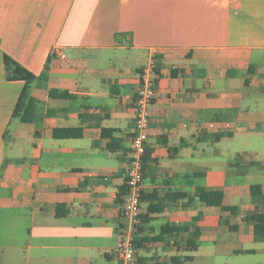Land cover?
<instances>
[{
	"label": "crops",
	"instance_id": "0c3cea01",
	"mask_svg": "<svg viewBox=\"0 0 264 264\" xmlns=\"http://www.w3.org/2000/svg\"><path fill=\"white\" fill-rule=\"evenodd\" d=\"M4 55L45 72L30 122L13 115L24 82ZM150 57L135 264H264V236L244 219L264 212V0H0V264H119L118 194ZM65 127L82 134L51 135Z\"/></svg>",
	"mask_w": 264,
	"mask_h": 264
},
{
	"label": "built area",
	"instance_id": "2783aa9c",
	"mask_svg": "<svg viewBox=\"0 0 264 264\" xmlns=\"http://www.w3.org/2000/svg\"><path fill=\"white\" fill-rule=\"evenodd\" d=\"M156 63L153 57L138 72L139 87L134 100V132L126 171V191L122 213L128 227L119 233L115 253L119 264H135L132 228L139 221L140 199L144 174L143 157L146 153L150 124V106L156 94Z\"/></svg>",
	"mask_w": 264,
	"mask_h": 264
},
{
	"label": "trees",
	"instance_id": "16d2710c",
	"mask_svg": "<svg viewBox=\"0 0 264 264\" xmlns=\"http://www.w3.org/2000/svg\"><path fill=\"white\" fill-rule=\"evenodd\" d=\"M4 65L7 71V78L10 80H22L24 86L14 108L13 115L18 116L22 122H30L34 116V99L29 94V87L35 80L46 79L45 72L36 76L33 73L26 70L24 67L19 65L16 61L7 55L3 56ZM51 96L67 97V93L63 92H49ZM111 130L103 128L102 135L104 137L109 136ZM82 134L81 127H65V128H54L51 135L54 138H77ZM107 148L112 150L118 148L117 146H112L110 143L107 144ZM145 156V155H144ZM143 157V164H144ZM258 186H252V192ZM125 192L118 194L124 195ZM200 200L207 205H216L221 207V209H227L232 213H236L237 209L233 207H226L222 205V193L220 190H201ZM246 221L253 223L254 233L258 236H264V212L261 213H251L244 217Z\"/></svg>",
	"mask_w": 264,
	"mask_h": 264
},
{
	"label": "rangeland",
	"instance_id": "374dc122",
	"mask_svg": "<svg viewBox=\"0 0 264 264\" xmlns=\"http://www.w3.org/2000/svg\"><path fill=\"white\" fill-rule=\"evenodd\" d=\"M4 227V221L3 218H0V239L2 238V236L4 237V235L2 234V228Z\"/></svg>",
	"mask_w": 264,
	"mask_h": 264
}]
</instances>
